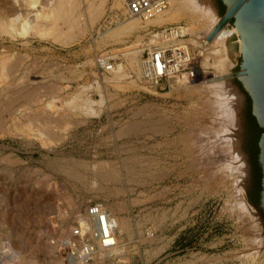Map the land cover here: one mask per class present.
Wrapping results in <instances>:
<instances>
[{
    "label": "rangeland",
    "instance_id": "1",
    "mask_svg": "<svg viewBox=\"0 0 264 264\" xmlns=\"http://www.w3.org/2000/svg\"><path fill=\"white\" fill-rule=\"evenodd\" d=\"M11 1L21 4H16L21 30L12 29L13 34L18 33L16 38L0 37V52L9 51L20 61L17 75L31 80V90H42L39 94L45 102L28 111L38 113L42 121L49 120L47 125L37 123L36 128L47 129L49 136L57 138L47 139L46 133L0 137V252L2 243H6L20 253V264H66L51 240L54 236L67 237L78 218L71 220L64 232L59 230L61 218H68L71 212L78 217L91 202H103L127 231L118 229L123 248L117 254L103 260L98 257L93 264H264V245L258 249L250 245L253 236L264 237L259 213L255 211L256 220L248 218L254 222L244 218V225L243 214L232 209L235 195L231 184L240 177L226 157V143L219 144L229 123L226 116L218 115L207 90L192 87L205 77L217 75V71L201 66V76L195 82L179 85L176 90L148 86L140 77L139 49L148 38V30L185 24L195 46H206L207 57L212 51L207 48L211 44L203 39L207 26L197 28L188 17L162 25L145 24L127 17L120 0H77L83 19L88 4L93 2L102 7L101 16L80 40L65 46L29 36L26 22L43 14L41 3L46 4L48 14H53L56 4L65 8V0H30L35 3L32 5L27 0ZM212 1L216 3V17L223 18L219 0ZM135 19L138 30L111 37L122 24ZM232 21L229 24L234 26ZM224 44L219 40L215 46ZM114 51L125 56L113 72L100 75L96 57ZM133 51H140L135 61L129 55ZM209 62L214 60L210 57ZM241 63L238 56L232 68L234 75ZM235 79L228 80L236 89ZM50 83L63 88L65 105L79 94L84 99L83 110L90 102L95 115H83L81 111L67 114L71 111L66 105L65 122L58 123L61 117L56 113L63 103L46 97ZM85 98L88 103H84ZM47 102H53L54 110ZM243 117L244 100L242 131ZM100 167L112 177L101 179ZM73 203L78 205L76 209L71 207ZM256 223L259 230L253 226ZM147 228L154 231L152 239H147L153 232L146 234ZM5 259L0 256V264Z\"/></svg>",
    "mask_w": 264,
    "mask_h": 264
},
{
    "label": "bare ground",
    "instance_id": "2",
    "mask_svg": "<svg viewBox=\"0 0 264 264\" xmlns=\"http://www.w3.org/2000/svg\"><path fill=\"white\" fill-rule=\"evenodd\" d=\"M18 1L19 0H16V2H18ZM27 1H29L28 2L29 4L32 2L31 5L35 4L37 2V0H35V3H33V1L30 2V0H27ZM60 1L62 3V0H60ZM201 2L205 5H210L212 8H213V4L215 3V1L213 3L212 0H201ZM120 3L122 6L124 5L121 0H120ZM16 4H14L13 1H11V0L10 1L9 0H0V37L9 36L11 38H16L18 36L17 35L18 33H16V35L13 34L12 29H14L15 32H18V30L19 31L21 30L19 28V24L17 25L20 13H19V7H17ZM17 5H19V4H17ZM57 5H58L57 9H56V7H54V8L52 7L53 10L51 9L53 11V14L52 13L48 14L46 11V4L41 3V9L43 10L42 15L36 16V17L31 18L29 20H27L25 18L27 20L26 22L28 23V25L30 27L29 36H31V37L40 36L43 39H50L54 43L56 42L60 45L66 46V45H69L71 43H74V42L80 40L86 34L87 28L89 25H90L89 30H92L94 23L101 16V8L102 7L95 5L94 2L91 4H88V7L85 10L86 11L85 19H83L82 15L80 14V4L77 0H65V8H64V6L62 7V5L56 4V6ZM22 7H24V6H22ZM124 13H126V10H124ZM183 17H188L189 19H192L196 23V26H198L197 28L204 29L207 26L206 31L204 32L203 39H205V42H207V43L209 42V44H211L210 45L211 47L210 48L207 47V48H208V50H212V51L209 52V55L207 57L205 55L204 61L202 63L203 65H201V66L202 67L204 66L205 68L213 67L217 71L216 72L217 75H215L211 78L205 77L203 82H201L199 84H195L192 87L197 88V89L203 88V91L207 90L205 93L209 94V96L211 97L210 100L213 102L214 105L216 103L215 109H216L218 115H220L221 117L226 116V120L228 121L229 124L227 126L228 128L225 129L226 131H224L225 135L222 136L223 141L220 140L222 142L219 144H223V142L226 143L225 144V146L227 148L226 157L230 158L231 162L229 160L228 161L233 165V167H235L234 169L237 170V172H239V177H240L239 180L236 178L237 181H235L234 185L231 184L234 187L233 188L234 189L233 194L235 195V196H233L234 197V204L232 206L233 213H235L236 211L241 212V214H243L242 215L243 216L242 221H244V218H246V217H247V219L248 218L254 219L256 217V215H258L255 212L257 209L250 204L248 195H247V193L245 194V183H246L248 171H247V165H246L247 160H246V157H245V154L243 151L242 139H241V132H242L241 105H242L243 98L240 95V93L238 92V90H236L230 84V81H229V80L234 81V78H235L234 73L232 72V68L234 67L233 65H234L236 58L238 56L242 58L241 37H240L236 27L229 24V22L226 25H224L219 31H217L215 33L217 27L219 26V24L221 23L223 18L216 17V22L214 24L209 23L206 20L202 19L199 15L194 14L192 11H190L189 8L185 4V0H169V8L166 11H164L162 14L158 15L156 18H154L148 22H144V21L143 22L145 24L151 23L154 25H162V24L169 22V21L174 22V21L180 20ZM136 19H138V18H136ZM136 19L132 20V21H127L126 23L122 24V27L119 29V31L113 32L111 37L119 38L122 35L131 34L135 30H138L139 22L137 23ZM23 26H26V25L24 24ZM25 29H26V33H28L27 28H25ZM25 29H23V30L25 31ZM149 31L150 30H148L147 32H149ZM185 31L186 30L183 28V31H182L183 34L186 33ZM22 34H24V33H22ZM177 35H178L177 33L172 32L171 39L170 40L165 39L164 43L174 42L177 39ZM24 36H26V35L24 34ZM199 36H201V35H199ZM163 38H167L165 33H161V39H163ZM219 40H223L225 43L224 45H226V46L223 45L221 47H216L215 44ZM151 43H153L152 39H151ZM139 52L140 51H133L132 53L129 54L131 56L132 61H135V59L137 58V53H139ZM0 53H1L0 54V137L11 136V135H15L17 133H21V135H25L27 137H31V136H33V134H43L44 135L45 133L46 134L50 133L47 129L43 130V129H39L38 127H37L38 129L36 128L37 123H42V124L47 125L50 123L49 120L45 119L46 121H42L40 119L41 117H39L38 113H34V112L29 113L30 111H35L36 110L35 107L38 108L40 106V103L42 104L43 102H45V100H43L40 96L42 94H39L42 90L40 92H35L36 90H33L34 88L31 90V87L29 86V85H31L30 84L31 80L30 81L25 80L24 75H17L18 72L20 71V61L18 59H15V57L13 58L12 57L13 55L9 51L6 52L3 50ZM210 57L212 58V60H214V62H212V63L209 62ZM142 67L143 66H142V62H141V72H142ZM200 76H199V74L197 75V77H200ZM46 88H44V89H46ZM49 88H51V89L50 90L48 89L49 94L46 95V97L53 99V100L57 99L61 103H63V105L60 104L62 106V108H60L61 111L58 109V112L56 113V115H59V117H61V119L59 121H57L58 123L62 124V122H65V114H66L65 113V109H66L65 106L66 105H67L66 107L68 108L67 111H71L67 114H70L73 112L76 113L75 111H77V112L81 111L82 114L84 113L85 115H88V116L92 115L93 116L94 110L90 107V105H89L90 102L88 103L86 98H85V100L87 102L84 101V103H88L87 105H89V106L86 105L87 108L85 107L86 110L84 111L83 110L84 105L81 104V101H83L84 99L81 100V98H82L81 95L79 96V94H78L77 97H74L75 99L70 98L71 100H67V102H69V101H71V102H69L65 105L63 88L57 84L51 85V83H50ZM38 91H39V89H38ZM46 97H44V98H46ZM79 97H81V98H79ZM57 100H55V101H57ZM50 102L49 103L47 102L49 104L50 109H53V107L55 108V106H53L54 105L53 102L52 103H50ZM89 107H90V109H88ZM28 110H30V111H28ZM39 110L41 111L40 108H39ZM37 112H38V109H37ZM41 112H40V116H42ZM27 113H29L28 116L26 115ZM42 114H43V112H42ZM82 114H79V115H82ZM76 116H78V114ZM66 118H69V116H67ZM70 120H71V118H70ZM53 122H55V121H53ZM143 124H145V123H143ZM134 128H133V130H134ZM135 129H137V128H135ZM222 132H223V130H222ZM134 134H136V133H134ZM47 135H48L47 139L57 138V136L53 137V135L52 136H49V134H47ZM37 137L38 136H36L35 138H37ZM221 147H223V146H221ZM131 161H130V163H131ZM134 162L132 161V163H134ZM135 163H138V162H135ZM148 163H146V164H148ZM128 165H130V164H128ZM228 165H230V164L228 163ZM141 166H143V165H141ZM150 166H151V164H150ZM227 166H225V167H227ZM228 168H230V166ZM98 169H97L98 170V176L101 179H107L109 177L110 178L112 177L111 174H109L110 176H108V174L105 172L103 167H100ZM132 169H134V168H132ZM101 170H102V172H100ZM229 170H231V169H229ZM129 173H130V170H129ZM134 174H132V175H134ZM115 177H116V175H115ZM133 177H131L132 180H133ZM117 179H116V181H117ZM229 184H228V187H229ZM231 185H230V187L232 189ZM71 207L73 209H76L78 207V205L73 203ZM257 212L259 213L258 210H257ZM259 215H260V213H259ZM260 218L262 219L261 215H260ZM73 219H77L78 223L86 222L88 219L86 211L82 212L78 217L75 216V214H73V212H71V214L68 216V218L67 217L61 218V224L59 226V230L63 231L65 229H67L69 227V225L71 224V220H73ZM114 220L117 223L116 245L111 249L98 248V252H96L95 256L93 257L94 260H96L98 257L101 260H103V258H106V257L110 258L114 254H117L120 251V249L123 248L122 247L123 237L118 236V229H120L121 231L122 230L127 231L126 230L127 227L122 222L121 223L119 222L122 220H119L118 222H117L118 219L116 220L114 218ZM254 220H256V218ZM246 221L248 222L249 219ZM250 222H254V221L252 220V221H249V223ZM245 223L246 222L244 221V225L247 224V223L246 224ZM253 226H256V228L259 230L258 223H256L255 225L253 224ZM248 227H249V225H248ZM72 229L73 228H69L70 234H71ZM255 231H257V230H254V232ZM70 234L67 237H70L71 236ZM257 234H259V233H257ZM67 237H65V240H67ZM253 237L250 241V245L252 244L254 246V248H256V249L263 248L262 246L264 245V237L260 234L257 237H255L256 239H253ZM252 250H253V248H252ZM263 253L264 252L261 253L262 257H264ZM262 257H261V259H262Z\"/></svg>",
    "mask_w": 264,
    "mask_h": 264
},
{
    "label": "built area",
    "instance_id": "3",
    "mask_svg": "<svg viewBox=\"0 0 264 264\" xmlns=\"http://www.w3.org/2000/svg\"><path fill=\"white\" fill-rule=\"evenodd\" d=\"M121 1L126 16L144 22L156 18L169 8V0ZM183 28L186 30L184 34ZM172 32L178 34L175 42L164 43L165 39H171ZM161 33H165L167 38L161 39ZM147 35L144 46L139 49L143 66L141 80L148 86L156 88L161 86L162 89L168 87L170 90H176L179 85H191L201 69L206 46H195L196 41H193L192 33L185 24L153 29L147 32ZM197 39L198 42L202 41L201 38ZM123 56L124 53L115 51L99 54L95 59L99 74L106 75L113 72ZM108 210L103 202H91L86 208L87 221L75 222L71 236L67 237V240L58 236L52 238L51 245L56 247L66 264L96 263L93 257L98 252V248L111 249L116 245L117 223ZM145 230L146 234L149 230L153 231L150 228ZM154 235L153 231L147 239H152Z\"/></svg>",
    "mask_w": 264,
    "mask_h": 264
},
{
    "label": "water",
    "instance_id": "4",
    "mask_svg": "<svg viewBox=\"0 0 264 264\" xmlns=\"http://www.w3.org/2000/svg\"><path fill=\"white\" fill-rule=\"evenodd\" d=\"M226 6V13L223 20L217 27L215 33L231 20H234L242 41V63L240 71L234 75L235 87L244 100V117L242 144L243 151L248 164L247 195L251 190L253 169L251 157L246 150L247 126L246 119L252 113L259 125L264 128V0H221ZM214 35V34H213ZM239 82L242 84L239 85ZM244 88V89H243ZM250 96L252 106L250 107L247 95ZM259 161L263 169L261 209H257L262 217L264 225V133L261 136ZM249 202L254 206L250 199Z\"/></svg>",
    "mask_w": 264,
    "mask_h": 264
},
{
    "label": "flooded vegetation",
    "instance_id": "5",
    "mask_svg": "<svg viewBox=\"0 0 264 264\" xmlns=\"http://www.w3.org/2000/svg\"><path fill=\"white\" fill-rule=\"evenodd\" d=\"M220 5H221V8L223 7L226 8V6L224 5L222 1ZM239 85L242 86L240 82H239ZM244 92L247 94L245 90ZM246 126H247L246 150L248 151L251 157V163H252V169H253V179H252L253 181L250 187L251 190H249L250 191L249 199L255 208L261 209V205H262L261 204V194L263 190V186H262L263 169L259 161V155H260L259 142H260L261 136L264 133V128H262L259 125L257 119L254 117L252 112L246 119ZM248 174H249V170H248Z\"/></svg>",
    "mask_w": 264,
    "mask_h": 264
},
{
    "label": "clouds",
    "instance_id": "6",
    "mask_svg": "<svg viewBox=\"0 0 264 264\" xmlns=\"http://www.w3.org/2000/svg\"><path fill=\"white\" fill-rule=\"evenodd\" d=\"M186 6L194 14L199 15L202 19L206 20L209 23L214 24L216 22V13L215 10L210 5H205L201 0H185ZM2 252L0 256L7 257L4 260V264H20L18 257L20 253L14 249L10 244L2 243Z\"/></svg>",
    "mask_w": 264,
    "mask_h": 264
},
{
    "label": "trees",
    "instance_id": "7",
    "mask_svg": "<svg viewBox=\"0 0 264 264\" xmlns=\"http://www.w3.org/2000/svg\"><path fill=\"white\" fill-rule=\"evenodd\" d=\"M219 2L221 3V0H219ZM225 13H226V8L223 7L222 10H221V14H222V15H225ZM232 22H234V21H232ZM239 67H240V65H239ZM246 95H247L248 103H249V105H250V107H251V106H252L251 98L248 96V94H246ZM251 112H252V108H251Z\"/></svg>",
    "mask_w": 264,
    "mask_h": 264
}]
</instances>
